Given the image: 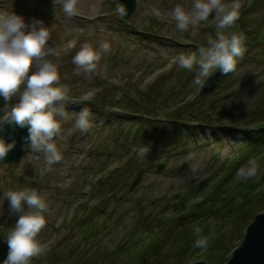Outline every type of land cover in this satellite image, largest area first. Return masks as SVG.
Masks as SVG:
<instances>
[{"label":"rangeland","instance_id":"rangeland-1","mask_svg":"<svg viewBox=\"0 0 264 264\" xmlns=\"http://www.w3.org/2000/svg\"><path fill=\"white\" fill-rule=\"evenodd\" d=\"M101 1L79 0L77 13L71 17L63 11V0L4 2L7 7L3 12L21 16L26 24L41 21L49 29L52 47L63 44L72 36L82 35L73 53L64 64L62 61V72H66V65L74 67L72 62H67L84 43L99 48L108 42L111 50L102 54L93 73H82L77 79L61 76L60 84L69 88L66 98H71L78 106L76 112L88 108L93 114L91 127L84 133L74 127L76 118H64L61 134L55 140L62 160L50 171H44L47 168L44 155L39 157L29 148L16 165L0 162V223L9 224V227L0 229V262L8 254V231L19 218L18 214H13L12 221L7 219L8 201L3 195L10 190L28 187L39 190L48 206L45 226L37 237L46 251L32 258L31 264H76L83 261L93 264H225L242 243L247 226L264 213V198L260 197L264 188V149L258 148L264 142V3L257 8L252 0H241L242 10H250L242 17L249 25L245 29L256 28L258 31L249 37L247 50L233 71L218 82L213 92L198 97L200 85L193 84L197 67L185 74L186 69L180 68L178 63H169L181 53L193 52L184 48L191 45V39L197 33L215 38L216 30L206 31L207 28L199 24L190 25L184 32L176 30L171 10L178 4L190 8L193 0H137L136 11L126 21L117 11L116 0H103V5ZM223 2L229 4L231 0ZM24 8L29 9V13L23 11ZM93 9L106 12V18L87 23L85 17L98 14ZM46 12L49 19L43 17ZM207 23H215L213 14ZM225 31L246 32L235 25ZM255 41L260 42L255 44ZM129 46H134L135 51L124 60L123 54L127 53ZM105 66L107 74L102 75ZM70 72L73 73L72 69ZM101 77H104L102 81ZM113 78L117 80L115 85L109 82ZM85 91L94 96L83 95L82 100ZM130 96L136 108H128ZM100 97L103 98L104 111L95 104ZM65 101L64 108L68 113ZM13 102H17V96ZM187 103L188 108L197 112H208L206 120L199 121L194 117L169 119V113L177 108V104ZM135 111L159 122L150 124L151 137H147L152 151L147 157L152 156V160L142 158L143 164L139 162L133 170L118 178L112 187V196L104 195L105 200L96 198L90 202L87 192L98 181L125 165L123 162L113 165L112 171L100 178L101 163L93 158L98 157L96 148L106 149L100 156L105 159V164L117 160V152L123 155L128 148L126 134L135 132L139 122H144L142 119L133 124L135 120L129 117ZM177 114L181 115L180 112ZM243 115L254 117L256 123L237 126ZM211 120L215 123L212 124ZM142 130L140 135H143ZM246 141L253 144L250 150L240 148ZM89 147L92 149L88 152ZM241 154H246L247 160L236 168L234 163L244 159L239 157ZM251 159L260 165L257 176L248 180L237 177L238 169ZM141 168V182L129 191ZM65 178H74V184L65 188ZM222 180L226 181L215 189L213 200H209L207 194ZM254 184L257 189L250 188ZM240 190L243 192L230 194ZM180 193L189 195L186 199L191 201L186 203L185 200L178 207L171 206L170 209L176 207L172 214L168 200ZM72 203L80 204L76 211L85 204L98 208L85 221L76 218L71 224L67 220L56 232L53 224ZM164 216L168 219L162 221ZM240 223L244 225L239 227ZM193 224L202 228V235L210 237L205 250L193 247L196 238ZM51 249L52 252L45 256ZM51 254L52 262L47 263L46 258Z\"/></svg>","mask_w":264,"mask_h":264},{"label":"clouds","instance_id":"clouds-1","mask_svg":"<svg viewBox=\"0 0 264 264\" xmlns=\"http://www.w3.org/2000/svg\"><path fill=\"white\" fill-rule=\"evenodd\" d=\"M79 0H63V11L71 17L77 13ZM241 0H193L191 7L176 5L171 15L176 21V30L187 31L190 25L208 22L213 14L216 33L209 36L207 46H201L194 52L181 53L178 56L180 68L193 71L194 85H201L202 78H209L217 70L223 74L233 71L245 51L246 36L242 32H226L240 18ZM117 11L126 15V9L120 4ZM50 32L41 21L26 24L21 16L14 13L0 16V98L5 102L17 95V102L0 115V130L5 123L27 127L26 142L30 149L42 152L47 168L62 160L55 138L61 134V124L66 117L64 101L69 93L67 85L60 84L58 66L49 57L55 49L49 44ZM74 46V45H70ZM110 44L104 42L99 48L84 43L73 56L72 63L77 71L93 73L102 54L110 52ZM30 67L35 70L30 72ZM93 114L88 108H82L77 114L74 127L87 131L91 127ZM15 141L6 143L0 138V160L13 149ZM150 145L141 143L133 148L139 158L147 157ZM260 165L255 159L238 169L237 177L248 180L258 174ZM44 173L42 172L41 175ZM10 212L18 214V220L7 234L8 254L0 264H31L34 257L45 251V245L37 238L46 223L48 210L44 195L36 188L24 187L7 191ZM195 249L205 250L209 236L202 235L198 224L192 225Z\"/></svg>","mask_w":264,"mask_h":264},{"label":"water","instance_id":"water-1","mask_svg":"<svg viewBox=\"0 0 264 264\" xmlns=\"http://www.w3.org/2000/svg\"><path fill=\"white\" fill-rule=\"evenodd\" d=\"M126 8L127 18L134 10V0H120ZM221 72L211 75L202 90L206 94L215 89L218 82L225 76ZM28 129L18 125L5 123L1 138L6 143L15 141V146L3 158L5 162H16L30 142H26ZM139 179V178H138ZM135 181L134 185L138 182ZM195 264H206L197 262ZM225 264H264V213L255 217L254 221L244 231L242 243L232 252L231 258Z\"/></svg>","mask_w":264,"mask_h":264},{"label":"trees","instance_id":"trees-1","mask_svg":"<svg viewBox=\"0 0 264 264\" xmlns=\"http://www.w3.org/2000/svg\"><path fill=\"white\" fill-rule=\"evenodd\" d=\"M264 3V0L263 1H260V0H255V3L253 4V6L254 7H257V8H259V7H261L262 6V4ZM246 10V11H245ZM245 10H242L241 9V12H240V18L235 22V27H240V29L241 30H244V31H247L245 28H248L249 27V25H247L246 24V22H245V20H243L242 19V17H244L245 16V14H249V12H250V10H247V9H245ZM252 10V9H251ZM257 32V31H256ZM253 34H251L250 32H248L247 33V38H249L250 36H252ZM245 50H247V44H245ZM132 101V102H131ZM131 101H127V103H129V102H131V103H134L133 102V99H131ZM131 106V105H130ZM200 111V110H199ZM177 112H179V111H175L172 115H170V119L171 120H178V118L180 117V118H182L183 120H185V119H190L191 117H194L196 120H199V121H205L206 120V115L205 114H208V112H202V111H200V112H197L196 110H193L192 108H188V105H187V107H183L182 108V110H181V115H179L178 116V114L176 115V113ZM214 113V112H213ZM199 115H203V116H199ZM244 115H248V114H244ZM242 116V117H240V119H239V125H237V126H252L251 124H255L256 122H254V121H256V120H254V117H247V116ZM181 119V120H182ZM260 121V120H259ZM150 129H151V127H150ZM150 129L149 130H147V131H143L142 133H143V135H140V132L138 131V132H136V133H134V135H133V137H132V141L136 144V145H139V144H141V143H144V144H146V145H150V140H148V138L147 137H151V135L149 134V132H150ZM262 129H264V128H262ZM261 129V130H262ZM141 130V129H140ZM251 132H249V133H246L245 134V136H247V135H249ZM147 138V139H146ZM152 140L154 139V138H151ZM151 146V145H150ZM253 146V144H251L250 142H248V141H246V142H244V145H242L240 148H242V147H244V148H246V149H248V150H250V148ZM258 148H260V150H263L264 149V142L263 143H261L260 144V146L258 147ZM151 149V148H150ZM252 153L253 152H250V154L252 155ZM254 155H256V153H254ZM239 157H244V159L242 160V161H236L235 163H234V166L236 167V168H238L239 166H240V163L241 162H244V161H246L247 160V157H246V154H241V156H239ZM138 162H139V159H138V157H135V159L133 160V161H131L129 164H128V167L127 168H130V169H132V168H134L137 164H138ZM235 168V169H236ZM236 171V170H235ZM224 181H226V180H222L221 182H219L217 185H215V188L213 187V190L212 191H210L208 194H207V196H208V198H209V200H213L212 198V194L214 193V191H215V189L220 185H222L223 184V182ZM264 183V182H263ZM104 185H106V184H104ZM263 185V184H262ZM250 188H253V189H257L258 188V186L256 185V184H254V185H250ZM239 192H243V190H240V191H235V192H231L230 194H232V193H239ZM261 196L260 197H263L264 198V188L263 189H261ZM221 202V201H220ZM222 203H226V196H225V200L224 201H222ZM236 224V223H235ZM244 225V224H243ZM242 225V223H240L239 224V227L240 226H243ZM238 226V225H237ZM246 227V226H245ZM93 264V262L91 263V262H81V263H76V264Z\"/></svg>","mask_w":264,"mask_h":264}]
</instances>
